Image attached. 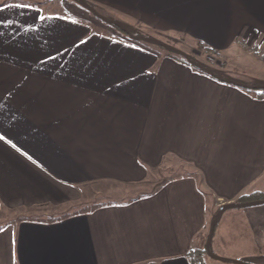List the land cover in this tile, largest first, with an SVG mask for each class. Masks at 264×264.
Returning a JSON list of instances; mask_svg holds the SVG:
<instances>
[{
    "label": "crops",
    "instance_id": "crops-1",
    "mask_svg": "<svg viewBox=\"0 0 264 264\" xmlns=\"http://www.w3.org/2000/svg\"><path fill=\"white\" fill-rule=\"evenodd\" d=\"M86 1L130 35L183 36L223 57L264 45V0ZM0 8V211L75 203L96 182L142 192L1 225L0 264H191L208 209L264 193V93L234 84L260 78L219 80L101 20L99 31L70 12ZM171 160L188 171L147 190ZM243 215L258 250L264 204ZM244 256L232 258L264 264Z\"/></svg>",
    "mask_w": 264,
    "mask_h": 264
},
{
    "label": "rangeland",
    "instance_id": "rangeland-1",
    "mask_svg": "<svg viewBox=\"0 0 264 264\" xmlns=\"http://www.w3.org/2000/svg\"><path fill=\"white\" fill-rule=\"evenodd\" d=\"M9 1L15 4L37 3L38 6H44V8L48 12H55L63 15L65 14L69 17H72V15L68 13L70 12L74 15L76 14V16L90 19L91 22L98 26L97 28L99 29V31L101 30L100 28H105L104 25H101L100 20H98L89 11L85 10L78 3H75L72 0H0V3ZM98 13L100 12L98 11ZM139 32L142 33L141 30H139ZM142 35H147L148 37H151L149 39H154L160 43L176 48L177 50L191 55L196 63L206 66L207 69H209L216 75L220 74L241 81L249 82L255 81L260 78L259 82H257V84H254L253 86L263 85L264 83L261 82V79H263L264 77V45L257 46L254 43L251 44L245 42L243 43V45L236 47L235 50L227 52V56L223 57L222 53L216 54L212 51L205 52L202 50H197L196 44L192 43L190 39L183 36H150V34L146 32H143ZM158 48L161 49L160 47ZM218 61H225L227 62L228 66H226L225 68L219 66L217 64ZM247 90L254 94L264 93V90ZM187 171L188 168L186 167V165L181 164L176 160L166 162L160 171L152 172L148 180H146V182L149 181L148 183L151 185V187H148L146 189L151 190L153 189V184H159L162 181L168 179L169 177L178 176L181 175L182 172L185 173ZM133 191L135 192V190ZM133 191L130 186L115 184L111 182H99L96 184H89L85 188H83L80 200L75 203H70L63 206L44 205L31 208H17L15 210L2 211L0 213V226L12 224L18 222L21 219L48 220L49 218H52V216H59L62 213H76L80 211L86 212L92 209L96 202L100 203L99 201H103V203H109L112 202L111 200L116 198H119V200H121L123 199V197L129 196L131 193H133ZM261 205L263 204L243 208L229 209L225 211L220 217H218L219 209H215L214 211L208 209V217L217 218L214 229V234L216 233V235L215 237L213 235L212 242L210 244V249L213 255L228 260H234L235 262L222 261L213 258L208 254H205L203 257V264H249L241 260L234 259L232 257H234V255H245L246 257H250L252 255H264V244L261 248L257 250L253 243L250 241V239H253V237L250 235V229L246 226L245 223V221L248 219L246 216L243 215L245 214V212H249V210L259 207ZM208 231L209 228L205 232V235H208ZM221 232L225 233L226 235L225 238L222 239V241L218 242L216 236ZM217 245H219L221 248L219 251H223V253H225L224 256H221L222 254L218 255L214 253V251H217V253H219L217 250ZM226 255H228V257Z\"/></svg>",
    "mask_w": 264,
    "mask_h": 264
},
{
    "label": "trees",
    "instance_id": "trees-1",
    "mask_svg": "<svg viewBox=\"0 0 264 264\" xmlns=\"http://www.w3.org/2000/svg\"><path fill=\"white\" fill-rule=\"evenodd\" d=\"M72 1H74L75 3H78V0H72ZM84 1H86V0H84ZM87 2V1H86ZM88 3V2H87ZM11 4H15V3H12L11 1H9V2H2V3H0V7H3V6H5V5H11ZM34 6L35 5H37V3L36 4H34V3H32ZM93 9H95V6L93 5V4H90V3H88ZM108 19V18H107ZM110 20V19H109ZM110 24V23H109ZM120 24V23H119ZM110 25H112V26H114V27H116V28H118L119 30H121V31H123V29H126V33L131 37V38H133V39H135V40H143L144 41V37L143 36H141V35H130L129 34V32H128V29H127V27L126 26H124V25H122V24H120L121 25V27H118V26H116V25H113V24H110ZM124 32V31H123ZM196 47H197V50H202V51H205V52H211V50H209V48L208 47H206V46H204L203 44H201L200 42H198L197 43V45H196ZM161 49H163V48H161ZM163 50H165L168 54H170V55H172L173 57H175V58H177V59H179L180 61H182V62H184V63H186L187 65H189V66H191L190 65V63L186 60V59H184L183 57H181V56H179V55H177V54H174V53H172L170 50H167V49H163ZM189 56V58L191 59V60H193V61H195L194 59H193V57L191 56V55H188ZM202 65V64H201ZM202 66H204V65H202ZM192 68H194L193 66H191ZM204 67H206V66H204ZM207 68V67H206ZM195 69V68H194ZM197 70V69H196ZM200 71V70H199ZM200 72H202V71H200ZM203 73H205V72H203ZM206 74V73H205ZM215 74V73H214ZM207 75H210V74H207ZM210 76H213V77H215V78H217V79H219V80H222L221 78H219L218 77V75H210ZM222 81H224V80H222ZM229 82V81H228ZM231 83H234V82H231ZM263 85H264V83H263ZM263 91V90H262ZM96 183H99V182H96ZM96 183H92V184H96ZM112 183V182H111ZM86 187V186H85ZM132 191H133V189H132ZM142 195V192L141 193H136V192H134L133 191V193H131L129 196H126V197H123V199H121V200H119V198H116V199H113V200H111L112 202H109V203H103V201L101 202V201H99L100 203H98V202H96L95 204H94V206L92 207V209H90V210H88V211H86V212H91V211H93V210H95V209H98V208H101V207H103V206H105V205H108V204H117V203H121V202H125V201H133V200H135L136 199V197H138V196H141ZM119 200V201H118ZM258 200H264V193H255V194H251V195H248V196H244V197H242V198H239L236 202H235V204H237V203H245V202H251V201H258ZM85 211H80V212H76V213H62L61 215H59V216H52V218H49L48 220H44L45 222H48V221H56V220H60V219H62V218H64V217H66V216H69V215H74V214H77V213H86ZM0 213H1V211H0ZM23 220H28V219H21V220H19V221H23ZM211 221H215V223H216V221H217V218L216 217H214V218H212V220ZM209 231H210V228H209ZM209 231H208V235H209ZM208 235H207V239H208ZM211 244V243H210ZM205 254H208V255H210L211 257H212V255L211 254H213L212 253V251H211V249H210V245H208V247H207V240H206V243H205V245H204V247L203 248H200V249H193V250H190L189 252H188V254H187V258L189 259V261H190V263L191 264H203V257H204V255ZM237 263V262H236ZM237 264H241V263H237Z\"/></svg>",
    "mask_w": 264,
    "mask_h": 264
},
{
    "label": "water",
    "instance_id": "water-1",
    "mask_svg": "<svg viewBox=\"0 0 264 264\" xmlns=\"http://www.w3.org/2000/svg\"><path fill=\"white\" fill-rule=\"evenodd\" d=\"M78 4L83 7L85 10L89 11L94 17L98 18L99 20L103 21V22H106V23H110V24H113V25H116L118 27H121V25L115 21V20H109L105 17H103L102 15H100L95 9H93L86 1L84 0H78ZM123 31L126 33V29H123ZM144 41L150 43V44H153V45H156L160 48H163V49H167V50H170L172 53L174 54H177L181 57H183L184 59H186L191 66H193L195 69L197 70H200L202 72H205L206 74H210V75H215L212 71H210L209 69L205 68L204 66L196 63L195 61L191 60L188 56V54L180 51V50H177L176 48H173V47H170V46H167L163 43H160L154 39H149V38H145ZM236 85H239V86H242V87H245V88H250V89H257V90H264V85H258V86H248V85H245V84H238V83H234ZM260 204H264V200H258V201H251V202H245V203H240V204H225L223 206H221L219 208V214H218V217L222 216V214L229 210V209H235V208H243V207H249V206H254V205H260ZM214 229H215V221H212L211 222V226H210V231H209V235H208V239H207V247L208 245H210L211 241H212V238H213V235H214ZM213 258H216V259H219V260H222V261H228V262H235L234 260H228V259H224V258H220L218 256H215L213 254H211ZM242 264H245V263H242Z\"/></svg>",
    "mask_w": 264,
    "mask_h": 264
},
{
    "label": "snow or ice",
    "instance_id": "snow-or-ice-1",
    "mask_svg": "<svg viewBox=\"0 0 264 264\" xmlns=\"http://www.w3.org/2000/svg\"><path fill=\"white\" fill-rule=\"evenodd\" d=\"M5 7H16V8H23V9H34V5L31 3H19V4H15V5H5ZM38 11V9H36ZM0 11H3L2 8H0ZM37 19H44V17H40L37 16ZM9 24H11V21H8ZM83 42V41H81ZM5 139V135L3 133H0V140H4ZM9 143H11V141H8ZM14 146V145H13Z\"/></svg>",
    "mask_w": 264,
    "mask_h": 264
}]
</instances>
